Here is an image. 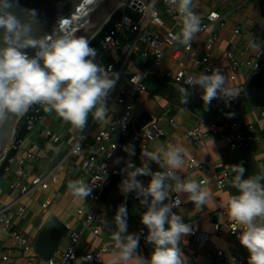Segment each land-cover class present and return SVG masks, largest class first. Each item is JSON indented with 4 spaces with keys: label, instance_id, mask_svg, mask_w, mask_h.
<instances>
[{
    "label": "crops",
    "instance_id": "obj_1",
    "mask_svg": "<svg viewBox=\"0 0 264 264\" xmlns=\"http://www.w3.org/2000/svg\"><path fill=\"white\" fill-rule=\"evenodd\" d=\"M258 2L259 0H196L195 11L200 15L201 21L205 20V16L210 11L215 10L221 15L224 22V26H220L219 23L213 25V29L218 34L217 44L211 51V62L214 68H219L222 71L223 65L226 63L225 50L231 47L234 48L241 59H255V54L248 48L247 42L252 37L259 41H264V16L260 13ZM153 9L157 10L159 15L146 21V29L148 31L164 34L169 30H179L180 26L167 17L159 0L154 2ZM131 16L135 20H139L138 15L133 10H131ZM237 28L243 30V38L235 34L234 31ZM117 39L119 43L115 56L108 49L100 48L97 50L96 57V62L105 67V69L108 64H113V72L117 73L119 77L107 100L111 119L119 113L121 108L117 102L119 90L128 87L129 77L136 72H145L147 74L148 89L135 97L133 101L134 113L137 114L140 110L146 109L155 118L163 116L162 126L165 130V135L153 140L146 151H154L157 145H181L186 149L185 163L183 168L178 170V173L184 178L190 177L197 181L207 180L205 186L211 195L209 203L200 212H197L194 204L187 201L186 196H182V205L176 213L183 217L185 223H190L195 232L185 237L186 243L181 242V250L188 258V264H213L215 253L219 249L224 250L226 254L236 255L244 260V264H247L249 255L247 250L231 236L225 225V218L219 213V210L226 207L227 197L229 193L231 194V185L224 190L217 188L215 179L212 177L213 170L209 161L220 162L223 165V170H226L232 178L235 175L231 168L233 165H242L246 168L252 164H257L260 170H264V134L260 131L262 124L260 111L264 107L253 105L246 92L235 100L232 111L237 119L242 125L245 122L254 124L258 132L256 139L250 146L231 152L223 140L210 132L209 122L213 120L219 122L220 128L224 131L228 130V126L220 121V116L216 110H210L209 106L205 110L204 102L201 99V90L196 87L189 88L188 103L184 104L181 101V93L178 90V86L182 85L175 83L170 78L160 77L156 73V69L164 71L180 67H185L195 73L201 72V66L196 64L192 56L182 53L179 58L175 59L173 50L166 44L159 43L158 45L164 50L165 54L158 68H154L155 56H150L148 60L141 56L142 50L149 48L148 45L141 41H136L135 35L119 36ZM129 44H135L133 52H130ZM194 49L198 58L203 55L205 51V35L199 34L197 36L194 41ZM262 61L264 62V56ZM262 71H264V67ZM252 74L253 72L249 68H243L238 77V82L246 83ZM228 84L235 86L232 83ZM43 112L44 122L37 124L25 134L16 155L17 157H23L33 144L37 145V158L33 162V168L27 169V174L30 178L35 174L45 176L54 170L59 160L69 150L70 145L81 134L80 129H74L70 124L57 117L55 113ZM170 119H173L175 123L172 124ZM87 124H90V129L86 141L92 144L93 136L100 129L107 128L109 123L96 122L89 116ZM197 124L202 125L206 132L205 142L200 146L186 138V130ZM46 127H49L54 134L60 137L59 142H53L51 138L46 136ZM129 144L134 145L135 155L129 157L128 153L122 149L114 160L115 162L118 157L121 158L120 163H114V166L120 170V176L114 177L120 179V182L124 176L121 169L125 167L127 160L131 159L136 166H141L142 151L139 147V139L132 127L128 137L124 139V145ZM88 153H91V150L84 149L83 155ZM191 157H194L198 164L193 169H189L187 166ZM68 163H64V170L61 168L54 170L55 179L49 176L50 186L48 189H38L22 199L19 198L18 191L10 189V183L18 178L15 174L16 162L8 163L5 167L9 171L6 172L4 170V176L0 180V213H3V215L8 214L14 227L28 238L33 247L39 232L50 216H56L64 223L68 222L73 228L81 230V224L77 218V208L81 205H85L89 211L95 208V203L81 200L79 197L73 196L69 191V181L66 176ZM150 168L152 171L160 170L154 162L150 163ZM74 174L80 175V170L76 168ZM145 177L148 176H139L138 179L145 184ZM119 184L112 186L114 188L111 193L106 194L107 192L104 190L98 205V215L93 226L82 231L81 240L77 248L80 258L78 264H95L84 259L85 253L97 250L105 245L114 248L111 236L103 231V223L108 206L114 197L127 198L131 201L127 228L132 227L140 220L143 211L132 201L131 193L125 195L120 191ZM46 200L49 201V208L45 212L41 205ZM102 200L108 201L104 202L106 204L104 211H101ZM19 205H24L25 207V213L22 217L15 213ZM216 223L222 226L221 234H217L214 231V224ZM95 227L101 228V233L98 236H95L92 232ZM67 234L52 257L58 258L65 251L68 244ZM204 234L208 235L209 239L202 242L198 239V236ZM138 253L148 258L147 251L140 249ZM2 254H8L10 262L25 259L22 250L15 245L8 232L0 228V258ZM112 255L113 249L105 254L102 264H108ZM30 256L39 255L34 249ZM35 264H45V258L39 256Z\"/></svg>",
    "mask_w": 264,
    "mask_h": 264
},
{
    "label": "clouds",
    "instance_id": "obj_2",
    "mask_svg": "<svg viewBox=\"0 0 264 264\" xmlns=\"http://www.w3.org/2000/svg\"><path fill=\"white\" fill-rule=\"evenodd\" d=\"M168 3L180 24L179 31L168 34V43L191 49L202 30L201 17L195 11L196 0H168ZM16 7L17 0H0V116L19 115L38 104L74 129L83 130L89 116L96 122H111L107 100L118 74L96 62L97 51L90 47L86 37L65 31L62 25L59 31L37 36L36 10H25L21 19L14 11ZM247 46L255 56L264 53V41L252 37ZM27 49H32L34 55L29 56ZM185 84L187 87L178 86L182 103H188L189 88L196 87L201 90L205 110L213 99H222L227 104L241 92L239 87L228 84L219 68L212 69L211 74L190 75ZM123 151L129 157L135 155L132 144L124 146ZM185 153L181 145H157L154 151H142L141 166L131 159L125 162L119 188L125 195L135 192L146 208L140 220L148 230L145 240L153 251L148 258L137 252L140 236L128 233L127 208L121 204L114 216L116 228L111 232L114 248L108 264H188L180 243H186L185 237L192 234L193 227L172 209L186 196L200 212L211 195L205 186L207 180L184 178L178 173L184 166ZM120 160L118 157L114 163ZM152 162L159 171L151 170ZM231 168L235 176L230 183L239 194L229 193L227 214L239 226L238 240L249 254L247 264H264V170L244 179L242 165ZM139 176H150L147 185ZM68 189L81 200L92 191L83 179L70 181Z\"/></svg>",
    "mask_w": 264,
    "mask_h": 264
},
{
    "label": "built area",
    "instance_id": "obj_3",
    "mask_svg": "<svg viewBox=\"0 0 264 264\" xmlns=\"http://www.w3.org/2000/svg\"><path fill=\"white\" fill-rule=\"evenodd\" d=\"M127 1L128 8L133 10L138 15L139 20H135L131 15L124 14L122 18L115 20L111 25L107 26V23L101 31L104 32V35L101 37L99 43L92 46V48L96 49V51L100 48L108 49L111 54L115 56L119 43L117 38L119 36L126 37L127 35H135L136 41H141L149 47L148 49L142 50L141 56L145 60H148L152 55L156 57L153 65L154 68H158L160 61L165 54L164 50L158 44L164 43L171 50H173V56L175 59L179 58L182 53H187L195 59L197 65L201 66V72L211 74L212 69H214V66L211 62V51L215 48L218 41V34L213 29V25L215 23H219L220 26H224L222 17L217 11H210L205 16V20L201 21L202 30L199 34L205 35V51L203 55L198 58L194 49V41L191 45V49L182 45L168 43V34L170 32L175 33L179 30H169L164 34H158L152 33L146 29V21L151 17H157L159 15V12L153 9V4L156 0ZM159 1L162 3L167 17L172 22L180 26L177 19V13L172 10L168 0ZM234 32L237 36L241 38L244 37V33L241 28H237ZM128 48L130 52H133L135 50V44H129ZM263 56L264 53L259 56H255V59L243 60L236 54L233 47L227 48L225 50L226 63L223 65L222 72L226 76L228 83H232L241 89L240 95L246 92V83L238 82V77L242 69L249 68L253 73L262 71L264 67V62L262 61ZM106 69L113 71L114 65L108 64ZM156 70L157 75L160 77L170 78L175 83L186 87L187 85L185 84V81L187 77L196 74L185 67L168 69L164 71L159 69ZM146 75L147 74L145 72H136L134 75L129 77L127 82L128 87L120 89L117 97V102L121 106L120 111L111 119V122H109L107 128L100 129L93 136V143L91 144L86 141L90 129V124H87L83 130H80L81 134L78 139L70 145L67 153L59 160L58 164L56 165L54 170L59 168L64 170V163L69 162L68 168L66 170L68 181L70 182L83 179L85 182L91 185L92 191L90 195L85 198V201H91L95 203V208L91 211H89L85 205H81L77 208V218L80 221L81 230L75 229L70 223L65 222L68 230L67 247L65 251L62 252L60 257H51L49 259H45V264L79 263L80 258L77 253V248L81 240L82 231L93 226V223L95 222L98 215V205L102 199L109 177L120 176V170L114 166V160L118 153L124 148V139L128 137L130 128L132 127V122L136 116L133 110V101L139 93L146 92L148 89ZM109 97L110 94L108 95V98ZM236 99H238V97L226 104L222 99L217 98L213 99L209 105V109L216 110L220 116V121L228 126V130L224 131L220 128V123L213 120L209 122L210 132L223 140L231 152H235L250 146L256 139L258 132L254 124L245 122L242 125L237 119L232 111ZM43 111L44 108L37 104L30 107L29 110L23 114L27 131L32 130L37 124L44 122ZM260 117L262 120L260 131L262 134H264V109L260 111ZM163 121V116L156 118L155 123H153L151 127H149L143 133L142 136L138 137L141 151H146L149 144L153 140L161 138L165 135V130L162 126ZM170 122L172 124L175 123L173 119H170ZM45 134L48 138H51L53 142L60 141V137L54 134V132L49 127L45 128ZM205 135L206 132L203 126L200 124L194 125L186 130V138L190 142H193L199 146L204 144ZM21 143L22 139L17 138L15 132L5 157L6 159L10 152H15V155L8 158V163L16 162L17 166L15 169V174L18 178L10 183V189L18 191L20 199L29 196L38 189H48L50 186L48 181L49 176H52L53 179H55L56 175L54 170H52L45 176L35 174L30 178L27 174V169L33 168V162L37 158L38 147L36 144H33L27 150L25 156L17 157L16 155ZM84 149L91 150V153L83 155ZM209 163L213 170L212 177L215 179L217 188L220 190L227 189L231 185L230 181L232 180V176L226 170H223V165L220 162H214L210 160ZM187 166L189 169H193L198 166L196 159L194 157L189 158ZM76 168L80 170V175L74 174ZM5 171H9V169L5 168ZM149 180L150 176L145 177V185H147ZM131 198L138 208H140L143 212L146 211V208L140 204L135 192L131 193ZM175 198L176 194L173 193V202ZM181 205L182 202L176 208H173L172 211L177 213ZM41 206L43 211L46 212L49 208V201H44ZM15 213L19 217H22L25 213L24 205H19L16 208ZM219 213L225 218V225L227 226L228 232L235 238V240L239 242V226L230 220L227 214V208L225 207L219 210ZM0 228L8 232L15 245L20 250H22L23 255L25 256V259L21 261L15 260L10 262V256L8 254H2L0 258V264H35L39 259V256H30V254L34 251V247L29 242L28 238L14 227L12 219L8 216V214L3 215V213H0ZM127 231L128 233L139 234L140 239L137 252L140 249H143L147 251L148 257H150L153 251V246L147 243L145 240L148 230L141 223V220H138L132 227H128ZM214 231L217 234H221V224H214ZM92 232L95 236H98L101 233V228L95 227L93 228ZM194 233L195 232L193 231L192 234ZM198 239L202 242H205L209 239V236L205 234L200 235L198 236ZM180 247L182 248L181 243ZM112 249L113 247L105 245L97 250L85 253L84 259L95 264H102L104 262L105 254ZM213 264H244V260L238 258L234 254H226L224 250L219 249L215 253Z\"/></svg>",
    "mask_w": 264,
    "mask_h": 264
},
{
    "label": "water",
    "instance_id": "obj_4",
    "mask_svg": "<svg viewBox=\"0 0 264 264\" xmlns=\"http://www.w3.org/2000/svg\"><path fill=\"white\" fill-rule=\"evenodd\" d=\"M258 6L261 15L264 16V0H259ZM127 7V0H17V7L14 11L23 19L25 10H36L34 28L37 36L59 31L62 25L65 31L73 32L76 36H84L90 43L102 31L117 10L122 8L123 11H126ZM26 51L29 56L34 55L32 49ZM245 90L253 105L264 107V71L253 73L246 82ZM23 114L0 116V165L7 155L9 144ZM155 121V116L148 110H140L132 122L135 135L137 137L142 136ZM244 169L245 172L242 177L244 179L259 174L261 171L257 164H252ZM230 192L231 195L239 194L238 190L232 186ZM121 204L127 208L128 219L131 207L129 199L114 197L108 206L103 231L110 236L116 228L114 216ZM67 231L62 220L56 216H50L35 240L34 249L36 253L45 259L51 258L66 236Z\"/></svg>",
    "mask_w": 264,
    "mask_h": 264
},
{
    "label": "trees",
    "instance_id": "obj_5",
    "mask_svg": "<svg viewBox=\"0 0 264 264\" xmlns=\"http://www.w3.org/2000/svg\"><path fill=\"white\" fill-rule=\"evenodd\" d=\"M131 15V9L127 7L126 11H123L122 8H120L119 10H117L115 12V14L111 17L110 21L108 22V25H111L115 20H118L120 18L123 17V15ZM104 35V32H100L89 44L90 47L97 45L101 39V37ZM28 131L26 130V126H25V118L24 116L20 119V121L18 122L17 128H16V137L19 139H23L25 134ZM15 155V152H10L7 156V158L2 162V164L0 165V180L3 178L4 176V170L5 167L8 165V158H10L11 156ZM120 183V179L111 176L109 177L106 186H105V190L108 193L110 188L116 184Z\"/></svg>",
    "mask_w": 264,
    "mask_h": 264
},
{
    "label": "rangeland",
    "instance_id": "obj_6",
    "mask_svg": "<svg viewBox=\"0 0 264 264\" xmlns=\"http://www.w3.org/2000/svg\"><path fill=\"white\" fill-rule=\"evenodd\" d=\"M114 187L110 188L111 190L108 192V193H111V191L113 190ZM106 193V194H108ZM104 202H108V201H104L102 200V203H101V211H104V207H106V204Z\"/></svg>",
    "mask_w": 264,
    "mask_h": 264
}]
</instances>
